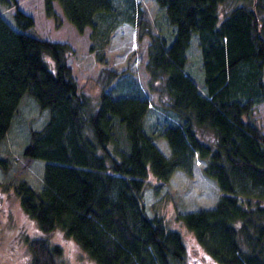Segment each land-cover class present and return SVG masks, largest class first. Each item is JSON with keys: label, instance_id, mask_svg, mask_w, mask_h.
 <instances>
[{"label": "trees", "instance_id": "16d2710c", "mask_svg": "<svg viewBox=\"0 0 264 264\" xmlns=\"http://www.w3.org/2000/svg\"><path fill=\"white\" fill-rule=\"evenodd\" d=\"M233 1L154 0L164 32L152 29L134 0H43L55 26L62 15L78 33L87 31L88 51L100 64L119 23L132 24L138 40L148 37L147 90L102 66L92 96L79 90L70 44L29 32L33 16L17 0H0V141L25 94L48 110L22 150L45 162L42 185H15L21 210L41 231L63 230L97 264H183L181 234L146 212L142 193L148 175L162 182L176 170L191 175L201 160L220 194L211 207L176 219L212 261L204 264H264V130L252 113L264 101V0ZM193 36L201 82L185 69ZM147 91L167 98L157 107ZM151 112L160 115L148 130ZM204 130L213 141H204ZM7 161L0 156L1 169ZM28 244L31 264H56L58 245L43 237Z\"/></svg>", "mask_w": 264, "mask_h": 264}, {"label": "rangeland", "instance_id": "374dc122", "mask_svg": "<svg viewBox=\"0 0 264 264\" xmlns=\"http://www.w3.org/2000/svg\"><path fill=\"white\" fill-rule=\"evenodd\" d=\"M17 1L18 7L33 16L35 20V25L29 32L70 44L73 53L69 55L68 62L81 92L97 95L98 87L94 80L102 66L116 68L122 71L124 76L131 75L137 78L147 90L148 75L144 69V62L148 37L144 36L138 40L136 29L132 24L121 22L113 30L106 50V62L100 64L88 51L87 31L78 33L62 15L60 25L55 26L53 20L44 13L43 0ZM134 3L146 10L154 31L161 27V31L167 32L162 10L157 7L154 0H134ZM233 3L242 4L245 1L234 0ZM8 12L4 10L3 14L10 23H13ZM186 53V71L191 73L196 82H201L203 76L201 56L195 36L192 37ZM157 86L159 87L158 84ZM147 94L157 107L167 98L163 91L160 95L148 91ZM252 113L264 130V101L256 104ZM159 115L149 113L145 120L148 130L151 129L148 127H151L154 117L157 120ZM47 117L48 110L40 109L36 102L25 94L20 99L18 113L12 118L5 137L0 141V156L8 160L7 168H0V264H31L32 252L28 242L37 237L46 238L50 244L60 247L61 252L56 264H97L63 230L56 228L49 232L41 231L36 221L20 208L15 185L23 180L34 189H39L42 185L45 163L41 159L24 157L22 150L29 141V131L40 129ZM201 137L207 142L214 140L213 134L208 130L202 131ZM156 143L165 154L169 153L164 138H158ZM202 166L203 162L196 160L191 175L176 170L166 182L148 175L142 193L146 212L150 216L161 217L167 227L181 234L186 245L183 264L212 263L197 244L192 232L176 219L177 212L211 207L220 194L214 180L202 172Z\"/></svg>", "mask_w": 264, "mask_h": 264}]
</instances>
